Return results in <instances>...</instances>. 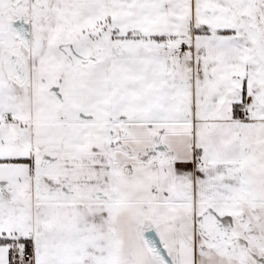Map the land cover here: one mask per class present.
Segmentation results:
<instances>
[{
    "label": "snow or ice",
    "instance_id": "6c2138e0",
    "mask_svg": "<svg viewBox=\"0 0 264 264\" xmlns=\"http://www.w3.org/2000/svg\"><path fill=\"white\" fill-rule=\"evenodd\" d=\"M0 264H264V0H0Z\"/></svg>",
    "mask_w": 264,
    "mask_h": 264
}]
</instances>
